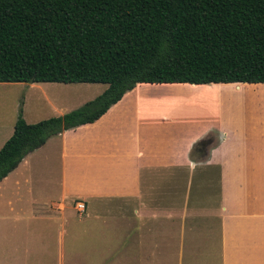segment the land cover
Listing matches in <instances>:
<instances>
[{
	"label": "rangeland",
	"instance_id": "1",
	"mask_svg": "<svg viewBox=\"0 0 264 264\" xmlns=\"http://www.w3.org/2000/svg\"><path fill=\"white\" fill-rule=\"evenodd\" d=\"M106 87L0 82V141L19 115L29 123L59 116L94 100ZM127 93L121 106L131 112L120 133L131 154L140 156L131 186L139 195L91 198L83 213L75 198L65 200L64 211L35 205L25 215L42 219L21 214L23 220L17 221L16 204L27 197L26 171L59 189L55 167L61 139L49 138L20 167L22 176L14 177L18 199L16 185L0 183L5 199V204L0 200V264H264V83L136 84ZM214 127L229 133L232 147L202 177L190 172L188 152ZM37 155L48 158L46 170L35 160L30 163ZM226 174L231 184L225 183ZM197 201L205 203L204 212L203 204L195 207ZM174 204L196 210L185 218L191 229L180 235L157 223ZM150 224L156 225L153 233L147 231Z\"/></svg>",
	"mask_w": 264,
	"mask_h": 264
},
{
	"label": "trees",
	"instance_id": "2",
	"mask_svg": "<svg viewBox=\"0 0 264 264\" xmlns=\"http://www.w3.org/2000/svg\"><path fill=\"white\" fill-rule=\"evenodd\" d=\"M0 82L107 84L62 115H19L1 181L138 83H264V0H0Z\"/></svg>",
	"mask_w": 264,
	"mask_h": 264
},
{
	"label": "crops",
	"instance_id": "3",
	"mask_svg": "<svg viewBox=\"0 0 264 264\" xmlns=\"http://www.w3.org/2000/svg\"><path fill=\"white\" fill-rule=\"evenodd\" d=\"M138 84L151 86L189 84L191 87H196L198 85L209 86L236 84L238 86L240 84L263 83ZM126 95H128V93L124 94L119 101L111 105L106 110V112L94 122L85 123L75 128L64 130L61 133L50 137H60L61 139L59 155L60 162H58L55 167L56 170L60 171V174L55 179V183L58 185L59 189H55V187L52 186V183L48 184L43 180H37L32 174H30L31 171H26L23 176L26 174L27 179L24 190L27 192V197L25 198L22 196V200L16 204L18 208L14 213V218L17 221L23 220L21 214H24V218H27L28 220L31 218L42 219L36 215H25L28 214L35 205L40 208V206L50 204L52 208L57 207L60 211H64L66 207L65 200L68 198H75L76 202H83L86 208V200L91 198L107 197L110 195H139V193L132 190L131 186L133 184V179L136 181V176L139 173L140 156L137 154H131L130 146L128 147V142L125 143L126 140L121 136L120 133V131H122L120 130V127L125 123L131 112L130 110L121 106ZM122 107L124 110H121ZM118 110H120V112ZM12 132L13 127L10 129V132L5 134V137L0 141V148L10 137ZM228 137L229 133L226 130L215 127L206 130L205 133H203V135L193 143L188 152L190 172L196 171L197 175H202L203 177V175L206 176L208 174V169H210L213 165L223 162L224 158L228 155L230 147H232V143L229 142ZM201 140H203L204 143L201 147V150H198L196 149V143H199ZM43 146L28 153L21 160L18 166L8 173V175L4 177L0 183L7 181L8 184H14L19 188L18 179L14 177L22 176L23 173L19 170L20 167L27 163L30 157L42 149ZM233 149L234 148H232V151ZM234 153L237 154V152ZM233 159L234 157L228 161L229 165L232 163ZM33 161L36 162L40 170L44 171L46 170L45 167L47 166V161L49 160L48 158H41L40 155H37L36 158L30 161V163ZM231 174L233 175V173ZM30 175L32 176L31 181L29 180ZM38 179L45 180V176L42 175L41 177L40 175L38 176ZM115 181L120 182L118 186H113ZM37 183H43V186L35 189L34 187ZM225 183L231 184V180L228 179V174H226ZM23 185V181L20 182V186ZM18 192H20V188L19 191L16 192L17 199L20 195L17 194ZM35 192L36 195H34ZM49 192L56 193L52 197H58V199L53 200L51 195L46 197V194ZM13 196L15 197V195ZM44 197L46 199H44ZM0 200L3 204H5V199L3 197H0ZM212 201L214 202L215 200ZM202 204V210L204 212L205 203H203V201H201V204L197 201V203H195V207H201ZM22 207H24V211L22 210ZM191 208L192 207L187 206V204H174L172 208L169 209V211H165L160 214L159 217L162 218H159L157 223H159L161 227L171 226L176 230V232L179 231L180 235L185 230L191 229V227L188 226L189 222L185 219H188L191 213L196 214V210H191ZM155 228L156 225L150 224L147 228V231L153 233ZM155 260L149 259L147 261Z\"/></svg>",
	"mask_w": 264,
	"mask_h": 264
},
{
	"label": "built area",
	"instance_id": "4",
	"mask_svg": "<svg viewBox=\"0 0 264 264\" xmlns=\"http://www.w3.org/2000/svg\"><path fill=\"white\" fill-rule=\"evenodd\" d=\"M84 208H85V206H84L83 202H77V203H76V209H77L79 212H83V211H84Z\"/></svg>",
	"mask_w": 264,
	"mask_h": 264
},
{
	"label": "flooded vegetation",
	"instance_id": "5",
	"mask_svg": "<svg viewBox=\"0 0 264 264\" xmlns=\"http://www.w3.org/2000/svg\"><path fill=\"white\" fill-rule=\"evenodd\" d=\"M203 143H204L203 140H201V141L196 145V149L201 150V147H202Z\"/></svg>",
	"mask_w": 264,
	"mask_h": 264
}]
</instances>
